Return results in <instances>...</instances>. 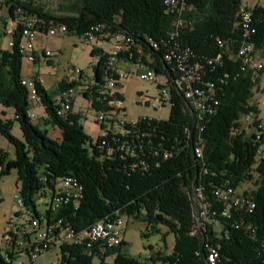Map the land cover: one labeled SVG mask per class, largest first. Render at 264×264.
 <instances>
[{
    "label": "trees",
    "instance_id": "1",
    "mask_svg": "<svg viewBox=\"0 0 264 264\" xmlns=\"http://www.w3.org/2000/svg\"><path fill=\"white\" fill-rule=\"evenodd\" d=\"M181 1L186 9L178 15L177 11L167 10L163 0H64L57 11L46 10L37 0H3L9 20H16L13 47L0 51V104L14 111L22 138H13L11 123L0 118V135L14 149V159L0 150V179L16 170L20 183L16 201L26 210L27 218L18 220L16 215L7 219L4 235L10 239L0 246V264H14L22 253L30 258V251L38 247L32 219H37L39 227L45 228L61 218L63 224L54 233L57 235L68 226L75 231L85 230L114 214L141 220L153 232H157L158 225H163L173 235L171 253L164 255L157 251L147 259L152 263L210 264L208 249L215 248L218 250L216 264H264V161L255 159L253 135L240 123L243 116L260 112L253 90L259 79L264 80V65L258 72L257 82L253 83L250 72L241 69V61L236 57L240 32L234 24L239 9L244 7L241 0ZM257 1H263V5L257 3L252 8H244L251 12L256 29L252 40L254 50L264 59V0ZM33 16L43 22L44 28L59 23L66 26L67 34L83 38L95 27L100 30L97 35L105 40L116 35L129 37L133 58L128 59L126 51L117 58L127 62L140 59L157 75L169 79L177 74V69L174 57L168 61L164 55L170 50L174 56L186 52L190 62L204 65L207 77L215 80L228 75L223 84H218L216 114L208 120H198L196 115L185 111L182 93L173 92L168 119L158 125L180 138H184L186 128L191 139L187 144H180L176 158L140 174L129 169L130 160L108 155L111 147L104 138L93 144L83 132L79 114L71 113L73 101L68 95L64 97L77 81L57 82V93L50 95L35 77L38 104L45 107L35 119L40 125L49 124L60 130V139H51L30 117L33 100L29 98L21 73L23 17ZM176 18L182 21V26L175 40L169 42L167 32ZM219 40L224 42L223 46ZM100 54L101 50L92 44L93 84L80 90L96 115L108 108V96L103 93L108 56ZM96 55L100 59L94 63ZM217 55H221L219 61L211 67L206 65ZM68 101L71 109L58 114ZM199 126L203 127L206 174L201 173L192 152ZM64 176L78 179L84 189L83 199L76 209L65 205L53 212L51 201ZM225 184L233 188L249 186L242 193L255 207L250 212L232 211L230 217L218 215L215 222L205 225V230L191 235L192 187L202 185L207 200L219 212L221 204L211 191L222 189ZM38 200L45 206L43 212L37 209ZM121 245L85 250L65 243L57 248L61 264H96L95 260L97 264H145L128 256ZM108 257L112 258L111 262L105 261Z\"/></svg>",
    "mask_w": 264,
    "mask_h": 264
},
{
    "label": "built area",
    "instance_id": "2",
    "mask_svg": "<svg viewBox=\"0 0 264 264\" xmlns=\"http://www.w3.org/2000/svg\"><path fill=\"white\" fill-rule=\"evenodd\" d=\"M163 3L167 10L177 11L178 15L186 9L185 4L181 0H163ZM15 20L12 22V28L7 31L10 49L14 45ZM23 23L24 53L25 58L29 62V66H32L38 58L34 51V41L38 34L59 36L65 34L67 31L66 26L59 23L50 24L49 27L44 28L43 22L35 16L30 18L23 17ZM181 26L182 21L179 18L172 21V29L167 32L169 42L175 40ZM234 26L240 32V41L236 57L241 61V69L249 71L253 83L257 82L258 72L264 65V59L254 50L252 40L256 34V29L252 24L251 12L241 7ZM97 33H100V30L98 27H95L84 36L86 41L101 50L100 55L108 56V62L106 63L107 78L105 79L103 90V93L108 96V108L96 115L95 122L99 124V127H103L101 129L103 130L101 137L111 147L108 155L117 156L121 160H130L128 166L131 171L146 174L150 170L158 167L160 163L176 158L181 150L179 149L180 144H187V141L191 139V133L185 128L184 138L182 137V139L176 134H171L166 129L164 130L158 125V122L167 121L168 118L166 120L141 119L127 126H121L122 117H118L120 101L111 98L109 92L111 88L117 86L119 79H125L134 74L130 71L120 72L118 70L119 68H117L118 62L116 60L117 56L125 51L127 52L128 59L133 58V53L129 50L131 39L116 35L105 40L102 35H97ZM218 43L220 46L224 44L221 40ZM135 52L138 51L135 50ZM41 55L46 59L51 56V52L42 50ZM100 55L94 57V63L100 59ZM171 57H174L175 67L177 69V74L172 79L162 74L157 75L152 69L145 66L140 59H135L128 63L137 68L136 74L141 79L155 80L157 76H160L164 80V84H158L160 90L159 102L162 105L168 104L171 107L173 92L178 91L183 95L185 111L196 115V118L200 121L208 120L216 114L218 108V101L216 100L218 84H223L224 78L228 75L218 76L215 80L207 77L204 65L199 62H190L187 59L186 52L174 56V51L170 50L164 55V58L168 61L172 60ZM44 59L41 62L44 63ZM220 59L221 55H217L215 59L208 60L206 65L211 67L215 61H219ZM73 72L75 75L80 74L78 68H74ZM35 77L32 75L25 78L26 89L29 91V98L33 100V103L40 105L44 109L45 107L43 105L38 104L39 98L36 91V82L38 79L36 81L34 79ZM72 92L73 90H69L67 93L70 98ZM253 92L256 96L258 106H264L263 79H259L254 85ZM143 103L146 104L147 101ZM70 109L71 103L68 101L63 105V109L58 114L65 113ZM38 115L30 113L32 119L37 118ZM240 122L243 124L242 127L246 132L253 135V142L256 146L255 159L257 161H264V116H261V112L252 113L243 116ZM121 128H123V132L119 131ZM202 132V126L196 128V137L192 152L194 157L198 159L201 173L206 174L207 167L203 156L204 138ZM211 193H213L215 199L221 204V210L219 212L214 210L211 203L207 200L202 185L192 187L191 201L194 225L190 232L191 235L197 233L199 230H205V225L215 222L218 215L221 217H230L232 211L244 209L250 212L255 207V204L247 196H244L242 191L239 192L238 188H233L228 184H225L222 189L212 190ZM83 195L84 189L78 179L74 176H64L60 179L57 186L50 209L55 212L61 206L65 205H72L76 209L83 199ZM125 223V216L114 214L93 223L85 230L75 231L68 226L61 229L60 233L56 235L54 234L56 228L63 224L61 218L54 225H48L45 228H40L37 219H32L31 226L34 228L38 247L31 251V261L38 257V253H44L50 250V248H57L65 243L85 250L115 247L122 243V229ZM9 239L10 237L8 235H4V242ZM217 258L218 250L209 248L207 255L208 262L210 264H216ZM7 261L9 262V260Z\"/></svg>",
    "mask_w": 264,
    "mask_h": 264
},
{
    "label": "rangeland",
    "instance_id": "3",
    "mask_svg": "<svg viewBox=\"0 0 264 264\" xmlns=\"http://www.w3.org/2000/svg\"><path fill=\"white\" fill-rule=\"evenodd\" d=\"M41 3V1L37 0ZM51 7L49 9L55 10L56 3H62V0H50ZM43 2V1H42ZM263 5V1L257 0H241L244 7L252 8L256 4ZM12 28V21L9 20L7 8L0 0V51H8L9 36L7 31ZM23 44V45H22ZM21 47L24 48V38H22ZM92 43L86 41L82 36H75L71 34H63L59 36H46L38 34L34 41V51L36 56L41 57V51L45 50L51 52V56L44 59V63L36 61L32 66L24 57L22 60L21 73L25 78L27 76L36 75L38 81L50 95L57 93V82L68 79L78 82L70 94L73 101L71 113L79 114L83 132L89 136L92 143L95 144L103 135V130L100 129L99 124L95 122L96 113L89 107V102L80 94V90L84 86L93 84V71L91 68L92 58L90 51ZM117 68L120 72L130 71L134 74L125 79H119L117 86L110 89L109 95L120 101L118 117H122L121 126H127L130 123L137 122L141 119L152 120H166L169 116L170 107L168 104L162 105L159 102L160 90L158 84H164V80L157 76L155 80H145L137 76V68L134 65L125 62L122 58H117ZM74 68L80 70V74H74ZM67 97V94H64ZM147 101V105L143 102ZM41 106L31 104L29 111L35 114L41 111ZM261 116H264V106H259ZM40 114V113H39ZM0 118L11 123V135L13 138L21 139L22 134L18 123L14 120V111L12 108L4 107L0 104ZM78 122V120H77ZM34 123L38 124L37 120ZM241 123V122H240ZM242 124V123H241ZM243 126V124H242ZM38 127L47 132L51 139H60V130L55 126L49 124H38ZM123 132V128L119 130ZM3 136L0 135V150L5 152L8 158L13 157L12 146ZM20 183L17 181V172L12 171L10 175L4 176L0 179V236L3 224L6 223L7 218L18 216L27 218L26 210L21 207L16 201ZM246 184L238 187V191L248 189ZM41 200H38L37 209L43 212L45 206L42 205ZM215 226V225H214ZM5 227V226H4ZM217 229V225L215 226ZM123 239L121 248L128 256L145 264H167L164 262L155 261L154 263L148 261L149 256L157 251L163 252L164 255H169L174 244V237L168 233V229L163 225L157 226V232H153L145 222L141 220H134L126 218V223L123 225ZM146 234V235H145ZM0 246L4 243V232L0 237ZM106 262H111L112 258L105 259ZM97 264V261H94ZM14 264H61V257L58 248H53L31 261L30 258L22 253L14 262Z\"/></svg>",
    "mask_w": 264,
    "mask_h": 264
},
{
    "label": "crops",
    "instance_id": "4",
    "mask_svg": "<svg viewBox=\"0 0 264 264\" xmlns=\"http://www.w3.org/2000/svg\"><path fill=\"white\" fill-rule=\"evenodd\" d=\"M39 1H41V3L40 2H38V3H40V4H42L44 7H45V9L46 10H49V11H53V10H51V9H49V7H51L52 5H51V1L50 0H39ZM43 1V2H42ZM61 4H64V0H62V3H56V9L54 10V11H57V10H59V7L61 6ZM23 45V44H22ZM41 58H42V61H43V56L41 55V57H39V58H37V61L38 62H40L41 61ZM36 76V75H35ZM24 77V76H23ZM27 77H29V76H27ZM38 78V77H37ZM42 86V85H41ZM41 108V111H38V113L37 112H35V114H39V113H42L43 112V109H42V107H40ZM12 153H13V155H14V149L12 148V151H11ZM9 159H14V156L13 157H11V158H9ZM13 171H15V170H13ZM12 172V171H11ZM10 175V174H9ZM16 199V198H15ZM2 201V200H1ZM0 201V202H1ZM8 219V218H7ZM5 223L3 224V228H2V232H1V236L0 237H2V234H3V232H4V229H5ZM0 240H1V238H0Z\"/></svg>",
    "mask_w": 264,
    "mask_h": 264
},
{
    "label": "bare ground",
    "instance_id": "5",
    "mask_svg": "<svg viewBox=\"0 0 264 264\" xmlns=\"http://www.w3.org/2000/svg\"><path fill=\"white\" fill-rule=\"evenodd\" d=\"M23 35H24V30H23ZM21 50H22V52L24 51V48L23 47H21Z\"/></svg>",
    "mask_w": 264,
    "mask_h": 264
}]
</instances>
